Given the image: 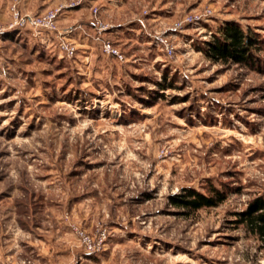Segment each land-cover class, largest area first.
<instances>
[{
	"label": "rangeland",
	"instance_id": "obj_1",
	"mask_svg": "<svg viewBox=\"0 0 264 264\" xmlns=\"http://www.w3.org/2000/svg\"><path fill=\"white\" fill-rule=\"evenodd\" d=\"M94 8L122 60L93 38ZM66 14L82 23L72 57L53 36L0 37V264L34 258L29 239L51 241L58 264H264V241L235 222L264 198V0H86L57 24ZM186 15L201 18L176 29ZM229 22L259 34L252 67L198 50ZM208 185L228 192L219 206L171 207ZM74 228L105 229L102 250L87 253Z\"/></svg>",
	"mask_w": 264,
	"mask_h": 264
},
{
	"label": "trees",
	"instance_id": "obj_2",
	"mask_svg": "<svg viewBox=\"0 0 264 264\" xmlns=\"http://www.w3.org/2000/svg\"><path fill=\"white\" fill-rule=\"evenodd\" d=\"M16 30L1 34L7 37ZM259 34L251 28L243 30L236 22H229L219 27L213 39L203 43L199 51L212 63L230 64L252 67L256 53L261 47ZM227 191L213 185L206 187L201 193L194 188L182 189L179 194L170 196L171 207L189 214L198 209L214 208L227 198ZM235 222L243 225L249 233L264 241V198L251 200L244 211L237 213Z\"/></svg>",
	"mask_w": 264,
	"mask_h": 264
},
{
	"label": "built area",
	"instance_id": "obj_3",
	"mask_svg": "<svg viewBox=\"0 0 264 264\" xmlns=\"http://www.w3.org/2000/svg\"><path fill=\"white\" fill-rule=\"evenodd\" d=\"M86 0H75L70 4H67V8H73L80 6ZM22 0H12L11 5L9 6V18L6 22L0 21V35L7 33L8 31L13 30H28L33 36H43L49 35L53 36L55 47L59 54L64 56L72 57L76 54L75 44L69 39L68 34L71 32V28L61 29L57 24L60 14L64 11L66 7L51 8L42 13L32 14L29 12L21 11L20 3ZM98 9H92V15L94 18L93 27L96 31L95 36L93 37L96 41H99L101 44V50L107 56H113L119 60L123 59L122 54L118 49L110 43L108 40L101 38L100 33L103 31L106 26L100 22L97 17ZM201 17L186 15L184 18L176 24V29L183 26L185 23H193L199 21ZM159 44L161 47L171 56L173 54L172 47L170 43L164 37H158ZM76 230L77 235L80 238L81 244H83L84 249L87 253H97L102 250L103 243L106 238V230L103 229L96 235L86 234L82 230Z\"/></svg>",
	"mask_w": 264,
	"mask_h": 264
},
{
	"label": "crops",
	"instance_id": "obj_4",
	"mask_svg": "<svg viewBox=\"0 0 264 264\" xmlns=\"http://www.w3.org/2000/svg\"><path fill=\"white\" fill-rule=\"evenodd\" d=\"M26 1V0H25ZM24 2L21 5V8L23 11H29L25 8V5H23ZM43 5V4H42ZM41 5V6H42ZM7 8H8V4L6 6V15H7ZM40 12H43L44 9L39 10ZM38 12V13H40ZM37 14V13H34ZM66 19H62V17L59 19V25L61 26V29H67V28H73V29H81L82 23L79 24H65L67 23V21H70L68 18L69 16L66 14ZM4 17V14L0 13V20H2V18ZM4 19V18H3ZM74 23V22H73ZM92 24V23H91ZM93 26V24H92ZM50 242V243H49ZM28 246H25L24 244L21 245L23 247H29L28 250H31L32 252L35 253V256H33L34 258H23L24 260L26 259V261H31L30 264H58L57 260L55 259L56 255H55V251H57V249L55 247L52 248H48V246H50L51 244H53L51 241L49 240H33V239H29V241L26 242ZM31 246V247H30ZM18 251V249H17ZM16 250H15V254H16ZM23 259L21 257H10V260L8 259V257H6V260L11 263V264H20V263H24ZM2 262V261H1ZM4 264V262H2ZM60 264V263H59Z\"/></svg>",
	"mask_w": 264,
	"mask_h": 264
}]
</instances>
